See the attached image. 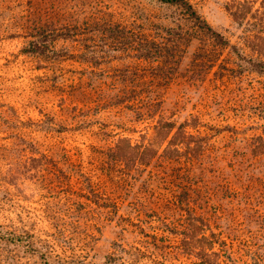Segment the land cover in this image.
<instances>
[{
    "label": "rangeland",
    "instance_id": "obj_1",
    "mask_svg": "<svg viewBox=\"0 0 264 264\" xmlns=\"http://www.w3.org/2000/svg\"><path fill=\"white\" fill-rule=\"evenodd\" d=\"M190 1L241 44L229 0ZM86 2L128 24L142 22V10L151 20L168 12L150 0ZM26 3L0 0V227L29 236L50 264H197L171 230L182 222L181 200L202 198L214 205V229L227 232V264H264V156L251 154L264 136V74L233 71L229 50L228 69L206 72L189 71L188 51L171 79L130 50L99 66L68 58L38 69L20 53ZM154 109L178 122L196 118L204 155L159 156L132 171L108 162L118 137L152 134ZM0 264L42 261L27 243L0 237Z\"/></svg>",
    "mask_w": 264,
    "mask_h": 264
},
{
    "label": "trees",
    "instance_id": "obj_2",
    "mask_svg": "<svg viewBox=\"0 0 264 264\" xmlns=\"http://www.w3.org/2000/svg\"><path fill=\"white\" fill-rule=\"evenodd\" d=\"M150 1L168 12L158 20H151L150 14L142 10L137 18L142 22L132 20L128 24L113 20L108 12H99L86 0H27L26 10L19 14L17 22V33L24 38L20 53L34 58L37 68L44 69L68 58L99 66L104 56L130 50L138 60L152 63L153 75L158 79H171L180 71L186 52L191 54L189 71L206 72L217 65L228 69L229 64L223 63L222 56L229 50L233 71L240 75L264 74V0L226 3L233 21L242 28L241 44H232L190 0ZM148 99L149 105L156 100L152 96ZM151 116L156 118L152 134L118 137L106 156L108 162L132 171L151 164L159 156L198 160L204 155L207 138L193 131L199 123L196 118L178 122L163 115L156 117V109ZM255 141L252 156H264L260 145L264 136ZM204 202L202 198L181 200L183 219L171 231L180 237L181 255L197 264H227L228 235L223 237L227 232L214 229L207 213L214 205ZM0 237L27 243L40 256L42 264H50L45 253L31 246L29 236L6 232L0 227Z\"/></svg>",
    "mask_w": 264,
    "mask_h": 264
}]
</instances>
